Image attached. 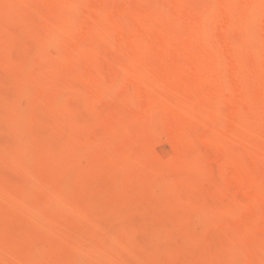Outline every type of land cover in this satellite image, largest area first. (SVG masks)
Returning <instances> with one entry per match:
<instances>
[{"label":"bare ground","instance_id":"6f19581e","mask_svg":"<svg viewBox=\"0 0 264 264\" xmlns=\"http://www.w3.org/2000/svg\"><path fill=\"white\" fill-rule=\"evenodd\" d=\"M75 1L74 0H0V26L2 27V30L0 32V52H4V53L10 52L11 55L16 57V59L18 60L22 58L23 55L25 56L27 54L26 51L30 50L31 48L33 47L41 48L42 46H44L46 43H48L50 38L52 39L58 33H62V31L65 28L68 29L67 27L70 26L69 24L72 22L71 20L75 21L76 17L77 19L78 17L79 18L81 17L80 15L83 13L80 11V9L83 6H79L80 8L79 9L78 7H76L78 6L77 2L79 0L77 2ZM125 1L126 0H121V1L110 0L109 2V0H107L106 2L105 0L102 2L100 0L96 2V0H93V3H91L92 2L91 1L90 4L88 5L87 3H85L87 6L83 4L85 5L84 6L85 9L83 11L87 10L89 14L91 13L92 14V17L90 14L91 18H94V16L96 19L102 18L103 25L101 27H99L100 26L99 25L98 28L94 27L93 29L92 28L88 29L85 27L83 28L82 26L80 27L81 24L80 25L77 24L80 28L77 26L76 29L75 28L73 29L76 23H74L75 25L73 24V26L71 25L70 28H72L74 31L78 29L77 32L75 31L76 34H74L73 36V38L74 37L75 38L73 40L70 39L68 44H64L66 43L64 42L63 43V45H65L64 49H63L64 46H62L61 44L62 42L60 43L61 44L60 46L59 45L56 46L57 51L53 55V58L48 66L46 65H45L46 67L37 66V69L35 67L36 70L33 71L32 69L34 68H32L30 71L24 70L19 64H15L11 69H6V71H4V69L1 70L0 68L1 71L0 83L1 85H4V88L1 87L0 85V93H2L0 94V120L2 117L4 120L13 114L15 115V117L16 115L17 116L19 115L21 118L23 108L24 111L25 109H27L26 106L24 107V105L27 104V100L24 97L25 95H27V92H25V90L26 91L28 90L26 89V87L25 90L23 89L17 90L18 88L15 87V85H18L19 78L21 75H23L22 79L24 80L23 78L25 77L24 74L30 72L29 76L26 74V77L27 76L30 77L29 79H27L28 82L31 83L36 79H43L46 82V85L38 94H36L34 100L32 99L31 103L28 102L27 107H31V110L33 112H32V116L29 117V120L26 121L27 125L26 123L24 124L26 125L25 128H27L28 126L30 127H28V130L25 129L26 131H22V129L21 130L17 129L18 131H16V128L10 129L11 131L8 130L9 132L7 131V133L9 134L11 133L13 134L10 136H8L9 134H7V138L11 137L4 141L6 142L7 140H9L7 143L4 142L0 143L1 146L2 144H7L8 146L6 148V151L8 150V153L5 151L7 153L6 155H4L5 154L4 151H1V146H0V151H1L0 159H2V157L4 158V156L9 157V155L12 154L11 151L13 150V146L15 144H18L22 141H26L35 137L39 138L41 133L36 132L38 135L37 136L35 134V130L38 129L36 128H45L46 130H48L50 135L49 139H51L52 135L54 134L56 135L62 134V136L64 137L63 140L65 142H72L74 136L75 138H77L79 136H83L91 133L92 135H95L96 132H97L96 135L98 136L99 135L98 130L95 131V129L100 128L99 132L101 129H102L101 132H104V134L100 133L103 135V138L102 137L101 138L105 139V141H112L115 140L114 134L117 136V139L120 140L122 136H125L128 133L136 132L137 126L139 125V123L136 122V120L139 118V116L146 117L151 114V118H150L151 120L149 119L150 123L148 122L149 120L147 119L146 120L147 122H145L147 123L145 126L146 129L144 128V126H142L143 130L145 129L147 130V132L150 131V133L154 131L164 130L165 132H168V134L169 133L170 135L172 134L173 135L172 138L174 137L175 139L174 140L175 144L174 143L172 144H174L175 146L172 144L171 145L174 147H171L169 144L168 145L169 147L167 146L166 148H164V150L161 149L159 152L160 154H158L157 151L149 150L146 146L128 145L126 148L124 147L122 151L103 153L100 155L98 162L96 163L89 162L86 163V165L83 167L72 168L71 170L69 169L67 175L72 180V186H78L83 181H87V180H94L96 181L98 186H101L104 184L103 182L106 177H109L112 180L117 179L116 169L118 163L120 162L119 161L120 159H126V160H130L131 158L147 159L153 153L157 158L158 155L159 157L167 158L169 155L171 156V153L177 152L178 155L172 154L173 157L171 158L169 156L170 164L172 165L171 169L167 167H161L150 178H147L148 176H145L146 178L144 177V179H140V180L138 179L137 182V186L149 185L153 188L163 190V192L160 193L161 197L159 196V201L155 205L150 206L149 208L143 210L149 216L152 215L153 210L158 208V206L162 205L167 200L169 201L171 199L173 200L174 195L176 198L177 194H175V192H177L178 190L175 191L177 188L175 186L173 187V185L177 186L178 183L181 187L185 189L187 188L190 192L193 193L192 198L186 200L188 207L185 206V208L186 209L188 208V210L184 208L185 210L182 211L181 213L182 204L180 203L182 199L179 197V200L181 199V201L175 200V203H178L177 201H179L180 205L178 206H176V204L174 205L175 207L180 206L181 208L179 207V209L181 210L178 211L176 209L177 211L176 210L173 211L171 209L172 212L171 213L167 212L168 214L166 216L167 217L166 219H163L162 217L158 216V218H162V224L161 225L159 224L160 228H158L159 232L158 230L156 231V235L158 239H160L161 236L162 239L160 241H162L163 239L165 240V238H163L164 235L162 231H167V234L169 233L173 234L176 232V238H177V239L172 238V241H170L171 239L169 238L170 234L169 236L166 235L165 237H168L169 238L168 240L170 242L166 238L165 241L166 243L163 244L162 247L164 245L168 246L169 243H172L170 245L174 247L173 245L177 243L176 241L178 240V238L181 239L183 236L192 235L193 218L194 219L198 218L200 215H204V214L206 215L207 213L218 215L221 213L234 212V210L238 206L242 205L246 199L248 198L251 199L250 196L251 192L248 189L250 186H252V184H254L262 189V200L259 201L258 204H254L251 207V209L248 211L247 215H244V217L240 218L236 222V224L233 225V223H230L231 226L229 227V229H227L230 231V233H237L240 236L239 238H235V239L228 238L230 242L228 243L225 242L224 244L226 243L227 244L226 246L223 247L220 244L221 240L224 239L221 238V233H223V231L219 233L220 230L218 231V229L210 228L209 233L204 232L198 236L196 243L193 245L194 247L190 246V249L189 248L188 250L186 249L187 251H184L185 250L184 249L183 251L185 253L184 259L186 258V256H187L186 260L191 259V261L189 260L187 261L188 264H193L194 259L197 258V256H199L201 253L203 254L204 252L206 253L209 252V254H212L216 250H218L217 248L220 247H221L220 249L224 250V252L228 250H232L234 248L244 249L245 251L250 252L252 254L253 256L252 258H255V259L251 258V261L255 260L254 264H264V256L263 257L261 256V252L264 249V165H262V163L261 164L258 163L259 165H262V166H258L255 161L250 159L251 156H254L253 153H256L255 155H257L258 157L262 155L260 157H263L264 159V129H261V124L264 123V116L258 114L256 112V108H254L255 103L260 101L264 102V46L262 45V41L264 40V8H262L264 7V0H231V2L230 0H228L230 3L225 2L226 0L222 3L221 0L222 5H220V2L216 0L215 1L216 3H213L214 6L213 4H211L212 8L211 5H209L210 8L208 9V11L205 12V15L204 13L202 16L196 15L195 17H197V19H195L194 17L195 25L201 26L202 29L204 27L210 26L211 24H215L220 26L224 30V33L221 35V37L219 38V42L216 45L219 58L221 59V63L217 67L184 66L182 64V62H184L185 60L193 58L197 50L200 48V43L196 39L193 33V30L196 28V26L194 29L192 28L193 30L189 27L188 29H191L189 32L186 28H185L186 30H183L184 27L183 29H181L182 25L180 26V24H177L180 27L175 24L174 26L176 28L171 31L169 30L170 28L172 29V25H171L170 28H168L167 30L169 33L166 32L157 38L156 36H153V38H151L150 36L152 35H149V32L146 27L145 28L142 27L143 30H141V32L139 28H138L139 32L138 30H131V31L124 30V32L126 31L125 33L121 31L120 34L117 33L114 35H113L114 32H110V30H112L121 23L122 19L130 18V15L134 12L135 13L139 12L140 14L143 15V16L141 15L143 18L147 17L156 23H163L167 21V23L165 22L164 24L169 25L168 23L169 21L176 22L177 18L181 14L189 12L188 10L192 3L197 1L200 2L202 0H153V1L141 0L137 2L136 0H134V2L132 1L133 3H131V0H128L126 2ZM209 2L211 1L209 0ZM209 2H207L206 0L205 3H209ZM212 2H214V0ZM4 9L6 10V12L3 14V12L5 11ZM246 12L248 13L253 12L252 17L243 19L244 21H241V19L239 20V16H240L239 14ZM87 13L85 14L88 15ZM2 15L5 17H3ZM250 15L251 14H249V16ZM73 17L75 19H72ZM234 19H236L235 22ZM22 37L24 38L23 41H25L24 42L25 44L21 40L23 39ZM91 45L92 47L90 48ZM237 45H238V49H237ZM94 46L96 47V51ZM56 47L54 51L56 50ZM233 47L235 48L233 49ZM85 49H87L86 52L84 51ZM88 50L90 51L87 52ZM23 52L24 54L22 55ZM79 52L81 54L89 53L90 54L89 56L93 58L84 55L83 59L85 57H88L86 59L90 58L88 60L89 62L86 59H84L87 63L85 62V64H83L84 62L83 60H81L82 62L79 61L81 64H78L77 57L78 55L79 56L81 55L79 54ZM225 59H227L228 61ZM77 64L79 66H77ZM225 66H229L228 69L230 70L235 68H241V69L243 68V69H247V70L250 69L255 71V73H253L255 75H253L252 81H246L242 85V92L238 94V96H236L237 95L236 91L239 87L229 77L228 75L229 70L227 71ZM77 67L80 69L79 71L82 70L80 81L72 80L74 78L71 79L72 77L71 73L73 72L74 74L75 71L77 72L78 71ZM2 72L6 74L5 75L6 77L2 74ZM213 72L218 73L219 76H221L223 83L217 89V91H215L211 95H207L200 88L195 86L194 81L197 77L205 73H213ZM74 75L76 77V74ZM129 75L134 76L133 77L134 79L136 78L135 79L136 83H133L128 87V84L125 83V81L123 80L125 79V77ZM7 76L8 78L10 77V79H7ZM129 79H125V80L128 81ZM3 80H4L3 82L4 84L2 83ZM7 80L10 81L12 80L10 82L11 85ZM59 80L60 81L62 80L63 82L64 80H66L65 86L66 85L67 86L64 87V85H62L63 87L62 88L57 83ZM15 82L18 83L16 84ZM122 82L125 83L127 86L125 87L124 86L125 84L123 85ZM132 82L134 81L132 80ZM54 83L58 84V86H56ZM7 84L10 86L5 87V85L7 86ZM81 84L85 86H87L88 84H93V85L102 84L107 86L123 85V87H125L126 89L122 87L123 90V92H121L122 94L120 93L118 100L116 98H115L116 100L111 99L112 102L110 100L108 101L107 98L109 96H107V98L99 97V98H94L93 100L91 99V101H87L89 99L84 101L83 99L86 98H83L84 96L81 94V91L85 87L83 88ZM12 85H14L15 89L11 90L9 88L13 87ZM158 86L169 89L171 91V94L166 97L156 98L152 104L147 105L146 103L145 104L138 103V101L141 102L143 101V99L146 100L147 97H150L155 92ZM21 87L23 88L24 86ZM2 88L5 89V91L7 88V90H9L10 92L6 91V93L7 94L9 93V95L13 93L12 91H14L13 94L18 92L16 95H14L15 97L11 95V97H13L15 101L13 100L12 102V99L10 98L8 99L9 96L7 97V95H5L6 93L4 94L5 91H3ZM78 89H80L81 91L79 90L80 95L77 97L74 95V93H71V90L75 92ZM223 94H226L228 97L230 112L235 115V119L232 122H229L224 125L226 129L224 128L225 130H223V134L221 136L219 135L217 137V135H214L215 138H213L208 136L206 133L209 132L214 126L221 123L222 119H221V112L215 105L212 104V99L216 96H221ZM136 96L138 99L136 98ZM139 98L141 100H139ZM134 99H136V102ZM24 100H26V102ZM133 101H134L133 105L135 103H138V106L135 107L133 106L131 108H135L136 110V108L139 107L138 110L131 112L132 113L131 117L128 116L129 114L125 115L126 119L124 118L123 120L122 118V120L118 123V120H120L119 118H121L122 114L118 112L117 108H119L120 106H121L120 108L124 107L125 106L124 104L129 105ZM84 102H88V103L84 104ZM120 103H123L124 106L122 104L120 105ZM107 105L111 107V110L112 108L115 107L113 109L115 113L112 112L114 113L113 116H115V120H112L114 119V117H112L109 114L110 115L109 119L106 118L107 115L105 117L100 116L99 123H97L98 119L96 118H98V116L102 114H99L97 112L96 115L98 116H96L95 111L93 109L95 107L103 108L104 106ZM117 105L118 107H116ZM92 106L94 108H92ZM105 108L106 107H104V109ZM104 109H102L101 112ZM121 111L123 110L121 109ZM69 112L71 113L73 112V114L71 113L69 114ZM63 113L64 115H68V116L70 115L72 117V120L71 117L70 118L68 117L69 122L68 121L67 122L69 124L65 125V123L67 124V122H65L62 126V124L56 123L55 119L62 116ZM118 113L120 114V116L117 118ZM166 115L175 116L184 119L187 122V125H182L180 123H177L171 126L162 127L159 125L160 124L159 121H161L160 117ZM19 116L16 118H19ZM126 116H128L129 118H127ZM47 118L49 121L46 120ZM101 118H105L104 120H107V123H109L107 124L105 123L106 121L104 122L103 120V122L106 124L105 126H103L104 123L102 125L105 128V130L101 128L102 126L100 127V121L102 124ZM110 119L112 120L111 122L113 124L112 128L110 127L111 125L110 122L108 121ZM118 124H119L118 127L119 130H117L116 132L115 131L116 129L114 130L113 128ZM96 125H98L99 127ZM106 129L108 130L106 131ZM2 132L3 130H1V133ZM147 132L143 134L146 136V134H149ZM198 133L204 134L203 135L204 138L202 142L198 144L197 143L193 144L188 142L183 144L180 143L181 137L183 135H186L190 140L192 139L194 140L195 136ZM10 140H11V144H10ZM239 141L241 143H239ZM233 142L236 143L233 144ZM4 147L5 145L2 147L3 150H5ZM203 147L207 148V151ZM213 149H221L232 153L233 159L219 166L220 169L223 171V175H225L224 178H217V179L215 178L212 181L211 177L208 178L204 177V179L201 180L200 179L201 176L199 175L200 171L198 169H196L193 172L189 171L187 174L184 175L177 174L176 169L177 170L180 168L191 169L194 162H196L197 164L203 161L206 162L207 154L205 153H208V150L212 151ZM211 151L209 153H211ZM48 153L50 156L45 158L43 161H41L39 165L37 163V167L33 166L32 168L28 169V171L31 170L30 173L34 170L31 174L34 176L32 178H34L35 180H44L56 176L55 163L59 161L61 156L58 154H54L52 150H49ZM209 153L208 156L210 155ZM258 153H260V155ZM207 162L209 161L207 160ZM107 163L112 164L110 165L111 167L108 170H106L104 167ZM214 166L216 167L215 163L213 164V167ZM182 176H186V177L183 179ZM6 179L0 178V191L3 190L2 192L4 193V195L6 194L10 195L12 189H15L14 185L17 183L12 184L10 179L7 180L10 181L11 183L8 182ZM61 179L62 181L65 180V178H61ZM22 181H18V184L16 185V187L18 186L17 188H19L22 191H20L21 192L19 194L20 197L16 195L17 198L15 197V200L17 199V201H19L21 205L22 204L25 205V203L29 205L28 200L32 198V194L30 193L29 188L26 187L28 185L27 184L24 185V179H22ZM25 182L27 183L26 179ZM175 182L177 183L175 184ZM22 185H24V187ZM134 185H135V179L128 182L129 189L131 187H134ZM20 186H22L23 188H20ZM189 187H191L192 189ZM19 189H17L16 191H19ZM183 190H181V192ZM195 190H197L204 199L198 201L197 193L195 192ZM213 190H221L222 193L224 192L225 193L223 194V197L219 200H210L208 199L209 197L206 199L205 195L208 194L205 193L208 191L211 192ZM185 192H183V194H185ZM3 193L0 195L2 196ZM18 193L19 192H17V194ZM183 194L180 196L186 197V195ZM178 196L179 195H177V198ZM185 197L184 200L186 199ZM24 205L22 206L25 207ZM111 206L112 207L109 208H111V212H113L116 209V205L113 204ZM11 207H13V205ZM69 209H70L69 210L70 218L78 216L79 214L82 213L81 204H72L70 205ZM107 213L108 212H105V214ZM147 214L145 218H142V216L139 215H136L137 218L136 217L132 218L133 216L131 217L120 216L119 218L121 219L118 220L119 223H116L117 224L116 226L113 220H115L117 217L111 215V213L109 214L111 216L105 215V217H108L107 220L108 219L112 220L113 218H115L111 221L114 224L113 227L108 228L109 226L108 224L107 228L101 229L102 227H105L104 226L105 224L104 223L99 224L100 223L99 221L96 224H99L98 226L100 227L102 226V227L101 228L99 227L100 232L98 231L97 228L93 229L96 232L93 231L92 233L90 231V233L93 234V235L91 234L93 237L91 235L87 237L88 234H85V232H81V236L80 234L79 236L77 234L76 235L77 238H74L70 241H66V243H64L60 248V261H61L60 263L74 264L73 261L74 257L80 255L81 253L84 254L88 252L91 255V258L93 257L92 259L96 260L93 262L95 264H98L100 261H102V259H105L104 251L107 250L109 245L112 246L113 243L117 244L119 239H121V237H123L125 234L127 235L128 227L130 225L137 224L138 220H140V217L142 218L141 219L142 221L145 220L147 221L148 220L147 217H149ZM53 216L55 215H52L50 218H54ZM181 217H183V219ZM56 218L57 217H55L54 220L53 219L49 220L48 225H46L44 228L41 226L42 225L41 223L40 226H35V228L33 227L34 229L32 230L33 225H31V229L30 228L28 229L31 230V232L33 231V233L29 232V230L27 229V225L29 223L26 224L27 230L25 229V231L29 232V234L31 233L33 235V238L30 239V237H32L31 234L29 237L30 240L26 239L28 237L25 238L24 236L23 239H26L25 241L27 242L22 241L24 245L21 244L22 246H20V248L19 249L17 248L16 250L26 254H32L33 252L38 251V249H40L43 243H45L47 240H50L52 238L53 236L52 233L54 232V230L57 231V229H60L59 227L64 224V222L63 223L60 222L61 220H58V218L57 221ZM180 218L182 219L181 220L182 223H180L181 222ZM37 219H39V217ZM22 222L23 221L21 220L16 222H12V221L2 222L0 224V231H3V233L7 235L16 234L20 228L21 229L19 231L22 230L23 227ZM45 222H47V220ZM11 223H13V225H11ZM14 223L15 225L19 224L18 226L19 228L16 226L14 227ZM4 226H8V228L6 230H3L2 228ZM98 226L96 225V227ZM16 229L18 230L15 233ZM139 229H136L137 232L135 230L136 234L132 233L133 238L131 240L133 242L137 241V244L141 245V251L146 254L148 253L149 248L147 246V250H146L147 243L145 245H142L143 243L142 244L140 243V238L143 239L142 238L143 235L140 236L138 235V233L142 232L143 230L140 229L139 231ZM25 231H23V233ZM94 232L96 233V235ZM23 233H19V235L22 236ZM55 233L57 234V232ZM153 233L155 234V231ZM225 240L227 241V238ZM170 245L169 247L172 248ZM164 248H166V246H164ZM178 257L180 256L178 255ZM165 258L168 259L166 255ZM224 263L227 264L226 262ZM250 264H253V262Z\"/></svg>","mask_w":264,"mask_h":264},{"label":"rangeland","instance_id":"374dc122","mask_svg":"<svg viewBox=\"0 0 264 264\" xmlns=\"http://www.w3.org/2000/svg\"><path fill=\"white\" fill-rule=\"evenodd\" d=\"M77 1H75V2H77ZM97 1H100V0H96V2ZM101 1L103 2L105 0H101ZM126 1H128V0H126ZM132 1L134 2V0H131V3H133ZM137 1H141V0H136V2ZM204 1L206 2V0H204ZM204 1L202 0L200 2L197 1V2L192 3L189 7V10H188L189 12L181 14L176 20L177 23L175 21L174 22L169 21L168 22L169 25L164 24L165 22L167 23V21H165L163 23H156L147 17L143 18L142 17L143 15L140 14L139 12H137V13L134 12L135 14L132 13L130 15V18H124V19H122L121 23L119 25H117L115 28H113V29L110 28V29H112V30H110V32H114L113 35L117 34V33L120 34L121 31H123V33H125L126 31L124 32V30H127V31L128 30H130V31L131 30H138V32H139V29H140V32H141V30H143V28L146 27L148 32H149V35H152L150 37L153 38V36H156V38H157L166 32L169 33L167 30H168V28H170L171 25H172V29L170 28L169 30L172 31L173 29H175L176 28L174 26L175 24L176 25L180 24V26L182 25L181 29H183V27H184L183 30L187 29L190 32V30L192 28L194 29L196 26L194 23V20L197 19V17H195V16L196 15L202 16L203 13L205 15V12L208 11V9L210 8L209 5L216 3L215 2L216 0H214V2H212L213 0H210L212 3L209 2V0H207V2H209L210 4L205 3ZM218 1L220 2V5H222L221 0H218ZM224 1L225 0H222V3ZM78 2H77L78 6H76V5L75 6L78 8H79V6H83L81 9L80 8L79 9L84 14V16H83V14H81V15L79 14L81 16L80 17L81 20L79 17H78V19L76 17L77 21L73 17L72 19H75V21L71 20L72 22L71 21L70 22L72 24L69 22L70 23L69 25L73 26V24L76 23V25L74 24L75 26L73 27V29L74 28L76 29L77 26L80 24H81L80 27L82 26L83 28L85 27L88 29L89 28L93 29L94 27L98 28L99 25H100L99 27H101L103 25L102 18L96 19L95 16H94V18H91L92 17L91 13H90L91 14V17H90V14L87 10L86 11L88 13L86 11H83L85 9V7H84L86 5L85 3H87V5H88V4H90V2L93 3V0H81V2L79 0ZM106 2H107V0H106ZM109 2H110V0H109ZM225 2H229V1L226 0ZM230 2H231V0H230ZM121 3H123V2H121ZM148 3H149V1H148ZM233 3H234V1H233ZM83 4H85V5H83ZM153 6H155V5H153ZM213 6H214V4H213ZM217 6H218V4H217ZM211 8H212V5H211ZM262 8H264V7H262ZM258 9H259V6H258ZM5 12H6V10L3 12V14ZM85 13H87L88 15H86ZM249 14H251V15L249 16ZM252 14H253V12L241 13V14H239L240 15L239 20L241 19V21H244L243 19L252 17ZM227 16H229V15H227ZM3 17H5V16H3ZM194 17H195V19H194ZM237 19H238V16H237ZM79 20H80V22H79ZM235 20L236 19H234V22H235ZM247 20H249V19H247ZM170 23H172V24H170ZM193 23H194V25H193ZM70 26L67 27L68 29L65 28L66 31L64 29L63 30L64 32L62 31V33H58L57 35H55L54 38H52V39L50 38L48 43H46L41 48H39V47L34 48L33 47L30 50L26 51L27 54L25 56L23 55L24 54V52H23L22 53L23 57L18 59V60L16 59V57L12 56L10 52L9 53L0 52V68H1V70L4 69V71H6V69H11L15 64H19L22 67V69L29 70V71L32 68H34V69H32V71L36 70L37 66H39V67L40 66H44V67L48 66L49 63L51 62L52 58H53V55L57 51L56 46H58V45L60 46L62 44V46H64L63 47V49H64L65 45H63V43L66 42L64 44H68L70 39L73 40L75 38V37L73 38V36H74V34H76L75 31L77 32L78 29L74 31L72 28H70ZM177 26H179V25H177ZM189 27L191 29H188ZM198 27H200L201 29ZM196 28H197V30H196ZM196 28L194 29L195 31L193 29L192 30H193V33H194L196 39L200 43V48L197 50V52L193 58L185 60L184 62H182V64L184 66H210V67L219 66L221 63V59L219 58V54H218L216 45L219 42V38L224 33V30L220 26L215 25V24H211L210 26L204 27L203 29L201 26H196ZM1 30H2V27L0 26V32H1ZM134 32H137V31H134ZM191 33H192V31H191ZM21 40L23 41L24 38ZM24 42L25 41H23V43ZM262 45L264 46V40L262 41ZM55 47H56V50L54 51ZM91 47H92V45L90 46V48ZM234 48L235 47H233V49ZM87 49H88V47H87ZM87 49H85L84 51L86 52ZM237 49H238V45H237ZM90 50H88L87 52H89ZM22 51H23V49H22ZM95 51H96V47H95ZM79 54H81V53L79 52ZM84 55L89 56L90 54L89 53H87V54L83 53L80 56L78 55V57H77L78 64H81L79 62L81 60H83V62H84L83 64H85L86 61L84 59H86L88 57H85L83 59ZM89 57L93 58L91 56H89ZM89 59H86V60L88 61ZM225 60H227V59H225ZM78 64H77V66H79ZM82 65H80V66H82ZM35 67H36V69H35ZM225 68L227 71L229 70V72H228L229 77L239 87L236 91L237 95L235 94L236 96H238V94H240L242 92V85L246 81H252V77H253V75H255L253 73H255V71L250 70V69L247 70V69H243V68L242 69L241 68H235V69L230 70V69H228L229 66H225ZM79 70L80 69L78 68V71L77 72L75 71V73H74V74H76V77L73 74V72L71 73V76H72L71 79L74 78L72 80L80 81L82 70L81 71H79ZM29 73H26V74L29 76ZM2 74L4 76L6 75L3 72H2ZM26 74H24V76H25V77H23L24 80L22 79L23 75L20 76L19 83H21V84H19L18 82H15L16 84L18 83V85H15L14 83L13 84L15 85V87L18 88L17 90H19V89L25 90V87L28 90V91L25 90V92H27V95H25V97H24L27 100V104H25L24 107L26 106L27 109H25V111H24V108H23L21 118L19 115H18L19 118H16L18 116L16 115V117H15L14 114H13L14 116L13 115H10L9 117L7 116L8 118H6L4 120H3V117L1 118V120H0V133H1V130H3V132L0 134V143L1 142L3 143L6 139L11 138V137L7 138V134H9V133H7V131L8 130L11 131L10 129L16 128V131L21 130V129H22V131H26L25 129L28 130V127H30V126L25 128L27 125L26 121L29 120V117L32 116V112H33L31 110V107H27L28 102L31 103L32 99L34 100V97L36 96V94H38L46 85V82L43 79H36L35 81H33L31 83L28 82L27 79H29L30 77H28V76L26 77ZM0 75H1V71H0ZM129 76L125 77V79H129L131 77L132 78L129 79L128 81L125 79L123 80V81H125V83L128 84V87L130 85H132L133 83H136V81H135L136 78L134 79L133 78L134 76H131V75H129ZM58 78H60V77H58ZM7 79H10V77L8 78V76H7ZM76 79H78V80H76ZM132 80L134 82H132ZM7 81L10 84V82L12 80L11 81L7 80ZM61 81L59 80L58 82L57 81L56 82L61 87H62V85H64V87H66L67 86V85L65 86L66 80H64V82L62 81L63 83ZM3 82H4V80L2 81V83ZM24 82H26V83H24ZM125 83H123V85ZM222 83H223V80H222L221 76H219V74L215 73V72L205 73V74L197 77L194 81L195 86L200 88L207 95H211L215 91H217V89L222 85ZM54 84L56 86H58V84H56V83H54ZM0 85H1V83H0ZM10 85L7 84V86L5 85V87H8ZM14 85H12L13 87H10L9 89H11V90L15 89ZM81 85L83 88L85 87L82 91L80 90L81 89L80 88L75 92L73 90H71V93H74V95L78 97L80 95V91H81V94L84 96L83 98H86V99H83L84 101H86L87 99H89L87 101H91V99L93 100L94 98H99V97L100 98H103V97L107 98V96H109L107 98L108 101L109 100L111 101V99H115V98L118 100L120 93L123 92V90H122L123 85H120V86L119 85L107 86V85H102V84H95V85L88 84L87 86H85L83 84H81ZM21 86H24V87L22 88ZM124 86L126 87L127 85L125 84ZM1 87L4 88V85H1ZM125 87H123V88H125ZM3 91H5V89H3ZM6 91L10 92L9 90H7V88H6ZM6 91L4 92V94L6 93ZM12 92L14 93V91H12ZM13 93H11V95L14 96L18 92L15 94H13ZM0 94H2V93H0ZM170 94H171V91L169 89H167L165 87L158 86L157 89L155 90V92L150 97H147L146 100L143 99V101H141V102H139L138 100L137 101L139 104H141V103L145 104L146 103L148 105V104H152L156 98L166 97V96H169ZM5 95H7V97L9 96L8 99L9 98L12 99V102H13V100L15 101V99L13 97H11V95H9V93L8 94L6 93ZM91 97H93V98H91ZM136 98H137V96H136ZM26 100H24V101L26 102ZM134 100L136 102V99H134ZM139 100H141V99L139 98ZM85 103H88V102H84V104ZM133 103H134V101L131 103L132 105L129 104L130 106L128 104H124L127 107L129 106L128 109H127V107H125L123 105V103H120V105L122 104L124 107L120 108L121 107L120 106L119 107L120 111H119V108H117L118 112L122 114L121 118H119L120 120L117 119L118 123L122 120V118L124 120L125 115L129 114L128 116L131 117V114H132L131 112L138 110L139 107L136 108V110H135V108H131L133 106L134 107L138 106V103H135L134 105H133ZM212 104L215 105L220 110L221 119H222L221 123L217 124L209 132L206 133L208 136L215 138L214 135H217V137H218L219 135L221 136L223 134V130L226 129L224 127V125L229 123V122H232L235 119V115L230 112V106H229L228 97L226 94L214 97L212 99ZM140 106H143V105H140ZM104 107H106V108L104 109ZM104 107L103 108H99V107L94 108L92 106V108H94L93 110L95 111V115L97 114V112L99 114L104 115V116L96 115V116H98V118H96V119H98L97 123H99L100 116L105 117L107 115L106 118L109 119L110 115H111L112 117H114V119H112V120H115V116H113L115 113L113 109L115 107L112 108L113 111L111 110V107L109 105L104 106ZM116 107H118V105ZM28 108H30V109H28ZM254 108H256V112L258 114H261L262 116H264V102L263 101L255 103ZM102 109H104V110L101 112ZM121 109L123 111H121ZM69 111H72V110H69ZM112 112H114V113H112ZM70 113L71 112H69V114ZM119 113H118L117 118L120 116ZM71 114H73V112ZM63 115H64V113L62 114V116L55 119V122L58 124H62V126L65 122H67L69 120L68 117L69 118L71 117L70 115L69 116L68 115L63 116ZM74 115H75V113H74ZM123 115H124V117H123ZM11 116H13V117H11ZM128 116H126V117L129 118ZM137 118H138V116H137ZM150 118H151V114L146 116V117L139 116V118L137 119L138 121L136 120V122L139 123V125L137 123L138 126H137L136 132L126 134L125 136H122L120 140H118L117 136L114 134L115 140H112V141H105V139H102L103 138L102 134H104V132H101L102 129L99 132L100 128H98V129L96 128V126H98V125L95 126V128H96L95 131L98 130V134H99L98 136L96 135L97 132L95 133V135H92V133L90 132L91 134H86L83 136H79L77 138H75V136H74V139L72 142H65L63 140L64 137L62 136V134H57V135L54 134L55 136L52 135V138L49 139L50 135H49L48 130H46L45 128H36L38 130H35V134L37 135L36 132L41 133L39 138L35 137V138L29 139L26 141H22L18 144H15L13 146V150L11 151L12 154H10V155L8 154L9 157L4 156V158H3L1 156L2 159H0V178L10 179L12 184L13 183L18 184V181H22V179H24V185L25 184L28 185L26 187L29 188V191L32 194V198H30V200H28L29 205H27L26 203H25V205L22 204L26 207V209H25V207H23L20 204V202L17 201V199L15 200V197L16 198H17V196L20 197L19 194L21 193L20 191H22L19 188H17L18 186L16 187L17 184L14 185L15 189H12L10 195H7V194L4 195V193L2 192L3 190H1L0 194L3 193V195L2 196L0 195V224L2 222H11V221L16 222V221L21 220L25 223L24 224L22 222V224H23L22 230L23 231H25L26 224H28V223L29 224L27 225V229L28 228L31 229V225H33L32 226V230H33L35 228V226H40L41 223H42L41 226L44 228L46 225H48V221L52 220V219L54 220L55 217H57L58 220H61L60 222H62V223L64 222V224L62 226H60L59 227L60 229H57V231L54 230V232L52 234L55 237L52 236V238L50 240H47L45 243H43L41 245V247H40V249H38V251H35L32 254L22 253L20 251H17L16 249L17 248L19 249L20 246H22L21 244L24 245V243H22V241H25L26 239L30 240L33 238V235L31 234V233H33V231L31 232V230L28 229L29 232H31L30 234L32 235V237H30L29 232L25 231L27 233V236H26L25 232L23 233L22 230H21L22 232L19 231L21 228L19 230L16 229L15 233L18 230L17 233L11 234V235H7V234L3 233V231H0V237H1L0 238V264H62V263H60L61 262L60 261V248L64 243H66V241H70L74 238H77L76 237L77 234H78V236H79V234L81 236V232H85V234H88L87 237H89L93 233V231H95L93 229H96V228L100 232L99 229L102 226L100 227L98 225L101 223L105 224V225L103 224L105 227H102L101 229L107 228L108 224L110 226V227L108 226V228L113 227L114 224L116 226L117 225L116 223H119L118 220L121 219V218H119L120 216H124V217L133 216L132 218H134V217H136V215H139V216H142V218H145L147 213H145L143 210L149 208L150 206L155 205L159 201V196L161 195L160 193H162L163 190L153 188L149 185L148 186H146V185L145 186H142V185L137 186L138 179L139 180L144 179L145 176H148L147 178H150L161 167H167V168L171 169L172 165L170 164V158L173 157L172 154L178 155L177 152L171 153V156L169 155L170 158L168 155H165V156H168L167 158L159 157V155L157 158L153 153L147 159H145V158L144 159L131 158L130 160L120 159L119 160L120 162L118 163L117 169H116L117 170V179L112 180L111 178L106 177L104 182H103L104 184L102 183L103 185H101V183H100L101 186H98L96 181H94V180L83 181L78 186H72V180L70 177H68L67 172L69 171V169L71 170L72 168L83 167L86 165V163H89V162L96 163V162H98V159H99L101 154L107 153V152L122 151L124 149V147L126 148L128 145L146 146L149 150L157 151L158 154H160L159 152L161 149L164 150V148H166L169 144L171 147H174L175 146L174 145L175 139H174V137L172 138V136H173L172 134L170 135V133L168 134V132H165L164 130L154 131L151 133H150V131L147 132V130H145L146 129L145 126L147 124L145 122H147L146 120L147 119L149 120ZM160 118H161V121H159V123H160L159 125L162 127L171 126V125L177 124V123H180L182 125H187V122L184 119H181V118H178L175 116L166 115V116H163ZM101 119H102V124L100 121V127L103 125V123L105 121H106L105 123H107V120H104L105 118H101ZM46 120L49 121L48 118ZM71 120H72V117H71ZM103 120H104V122H103ZM112 120L111 119L108 120L110 122L111 128L113 127V124L111 122ZM150 120L148 121L149 123H150ZM68 122H67V124L65 123V125H68L69 124ZM143 122L145 123V125ZM24 123H26V125ZM105 123L103 126L106 125ZM107 124H109V123H107ZM103 126L101 128H103L105 130V128ZM142 126H144V128H145L144 129L145 132H144ZM39 127H41V126H39ZM118 127H119V124L116 125L113 129L114 130L116 129L115 131L117 132V130H119ZM249 128H251V127H249ZM39 129H40V131H39ZM108 129H109V127H108ZM108 129H106V131ZM139 129H141V130H139ZM251 129H253V128H251ZM261 129H264V123L261 124ZM131 131H133V130H131ZM251 131H253V130H251ZM146 132L149 134H146V136H145L143 133H146ZM249 132H250V129H249ZM100 133H102V134H100ZM199 133L195 136V138L193 137L194 140L193 139L190 140L186 135H183L181 137L180 143L183 144V143L188 142V143H193V144L197 143L198 144V143L202 142V140L204 138L203 137L204 134H199ZM12 134L13 133L9 134L8 136H10ZM206 138H208V137H206ZM8 141L9 140H7L4 143H7ZM172 143H174V144H172ZM235 143L233 142V144H235ZM239 143H241V142L239 141ZM10 144H11V140H10ZM171 144L174 146H172ZM4 145H5V147H4L5 150H3V148H2ZM163 146H165V147H163ZM236 146H239V145H236ZM7 147H8L7 144H2L1 151L5 152ZM204 149L207 151V148H204ZM49 150H52L54 154H58L61 156L59 161L57 163H55L56 176L48 178V179H44V180H35L34 178H32L34 176L31 174L34 170L30 173L31 170L28 171V169L32 168L33 166L37 167V163L39 165V163H41V161H43L45 158L49 157L50 156L48 153ZM1 151H0V153H1ZM210 151L208 150V153ZM6 152L8 153V150ZM6 152H5V154L4 153L3 154L6 155L7 154ZM208 153H205V154H207V160L209 162H207V160H206V162L205 161L199 162V164L194 162L191 169L190 168L189 169L180 168L178 170L176 169L177 174L178 175H184V174H187L189 171L193 172L196 169H198L200 171L199 175L201 176V178H200L201 180L204 179V177L205 178L211 177L212 181L215 178L216 179L217 178H224L225 175H223V171L220 169L219 166L221 164L227 163L228 161L233 159L232 153L228 152V151L221 150V149H213L211 151V153H209L210 159H209ZM255 154L256 153H253L254 156H251L250 159L255 161L258 166L264 165V161H263L264 159H263V157H260L262 155H260V153H258L260 155L258 157ZM214 163L216 164V167L214 166L215 168L213 167ZM258 163H260V164L262 163V165H259ZM110 165H112V164L107 163L104 166L105 169L108 170L111 167ZM181 167H184V166H181ZM175 168H176V166H175ZM27 174H29V175H27ZM30 177H31V180H30ZM185 177L186 176H182L183 179ZM61 178H65V180L62 181ZM25 179L27 180V183L25 182ZM134 179H135V185H134V187H131L129 189L128 188V182L131 180H134ZM8 182H10V181H8ZM176 183L177 182H175V184ZM24 185H22V186L24 187ZM178 185H179L178 183H177V186L173 185V187L175 186L177 188L176 190L175 189L174 190L175 191L178 190L177 192H175V194L179 195L178 198H177V195H176V198L174 195L173 200L172 199L170 201L167 200L162 205L158 206V208L154 209L151 216H149L147 214L149 216V217H147L148 218L147 221L146 220L142 221L141 217H140V220L137 219L138 222L139 221L140 222L138 223L136 221L137 224L130 225L127 229L128 230L127 235L123 234L124 236L121 237V239H119L117 244L113 243L112 246L109 245V247H108L109 249L108 248H107V250L105 249L106 250V251H104L105 252L104 253L105 259H102L103 262L100 261L98 264H125V263H128V264L129 263H132V264L133 263L134 264H188L187 261L188 260L191 261V259L186 260L187 256L184 259V257H185L184 251H187L188 248L190 249V246H193L196 243V240H197L199 235H201L204 232L209 233L210 228L218 229V231L220 230L219 233L221 231H223V233H221V238H224V239H222V240L220 239L221 240L220 244L223 247L226 246V244L228 242H230L228 238L235 239V238L240 237L237 233H230V231L227 230L231 226L230 223H233V225L236 224V222L240 218L244 217V215H247L248 211L251 209V207L254 204H258L259 201L262 200V189L259 188L257 185L252 184V186H250L248 189L251 192V195L249 194L251 196V199H249V198L246 199L242 205L238 206L234 210V212L221 213L218 215L207 213L206 215L205 214L200 215L201 217L197 216L198 218H195V219L193 218V220H192V222H193L192 235L183 236L181 239L178 238L177 241L174 240L177 242L176 243L177 245L176 244L173 245L174 247H172V245H170L172 243H169L168 246L164 245V246H166V248H164V246L162 247V245L166 243L165 242L166 238H167V240L169 238H171L170 241H172V238L173 239L176 238V232L173 234H170L168 232L170 234V236H169V234H167V231H162V233L164 235L163 238H165V240L163 239L162 241H160L162 238L160 236V239H158V237L156 235V231L158 230V228H160V225L162 224V218L166 219L167 214L169 212L171 213L172 210L173 211H175L176 209L178 211L181 210V209H179L180 206L175 207L174 204H176V206L182 204L181 205L182 206L181 213H182V211H184L186 209L185 206L188 207L186 200L191 199L193 196V193L190 192L187 188L185 189V188L181 187L180 185L179 186ZM22 186H20V188H23ZM189 188H191V187H189ZM17 189H19V191H16ZM181 190H183V191L181 192ZM17 192H19V193L17 194ZM183 192H185V194H183ZM195 192L197 193V200L198 201L204 199L197 190H195ZM208 192H206V193L203 192V193L208 194V195H205V198L207 199L209 197L208 199H210V200H219L223 197V194L225 193V192L222 193L221 190H213L209 193ZM182 194L186 195V197L180 196ZM179 197L184 202H182L181 199L179 200ZM184 197L186 198L185 200H184ZM175 200H179V201H181V203L179 201H177L178 203H175ZM39 201L41 202V204ZM118 201H120V202H118ZM185 201H186L187 205L185 204ZM30 204H32V205H30ZM72 204H81L82 213L79 214L78 216L70 218L69 217V214H70L69 208H70V205H72ZM113 204L116 205V209L113 212H111V208H109V207H112L111 205H113ZM12 205H13V207H11ZM20 208L22 211L20 210ZM42 208H43V210H42ZM23 209H25V210H23ZM109 209H110V211H109ZM169 210H171V211H169ZM186 210H188V208ZM104 211L108 212V213L105 214ZM143 212H144L145 216H144ZM110 213H111V215H114L115 217H117L116 219L113 218L115 220L112 219L115 222L114 224H113V222H111L112 221L111 219L110 220L108 219L109 220L108 221L107 220L108 217H105V215L111 216V215H109ZM49 214H51V215H49ZM52 215H55V216H53L54 218H50ZM57 215H59V216H57ZM33 216H35V217H33ZM139 216H138V218H139ZM158 216H160L162 218H158ZM38 217H39V219H37ZM47 218H49V219H47ZM57 218H56V220H57ZM181 218L183 219V217H181ZM181 218H180V221L182 220ZM46 220H47V222H45ZM99 221H100V223L96 224ZM180 223H182V221ZM11 225H13V223H11ZM96 225L98 227H96ZM15 226L18 227L19 224L15 225V223H14V227ZM28 226H30V227H28ZM7 228H8V226H4L2 229L6 230ZM139 228L142 229L143 231L141 230L142 232H139L138 235H140V236L143 235L142 238L145 240L144 241L143 239L140 238V243L141 244L143 243L142 245H145L147 243L146 244V250H147V246L149 248L148 253H146V254L141 251V245H138L137 241L133 242L131 240L133 238L132 233L136 234V232H137L136 229H139ZM140 229H139V231H140ZM207 229H208V232H207ZM135 230H136V232H135ZM90 231L92 233H90ZM154 231H155V234L153 233ZM55 232H57V234ZM158 232H159V230H158ZM213 232H214V230H213ZM19 233H23V235L21 236V235H19ZM95 235H96V233H95ZM97 235H98V233H97ZM166 235H168L169 238L165 237ZM205 235H207V234H205ZM24 236H25V238L26 237H28V238L23 239ZM29 237H30V239H29ZM226 238H227V241L225 240ZM168 241H167V243H168ZM25 242H27V241H25ZM225 242H227V243L224 244ZM218 243H219V241H218ZM114 244H115V246H114ZM183 244H185V245H183ZM169 245L172 248H170ZM179 245H181L182 247ZM220 248H217L218 250H216L215 252L213 251L214 253H212V254H209V252H207V253L204 252L203 254L201 253L200 255L198 254L199 256H197V258L194 259L193 264H225L224 262H226L227 264H250L252 262H253V264L255 263L254 262L255 260L251 261V258L253 257L252 254L250 252L245 251L244 249L234 248L232 250H228V251L224 252V250H222ZM163 252H164V255H163ZM86 253H84V254L81 253L80 255H77L76 257H74L73 258L74 264H95L93 261H96V260H93L92 259L93 257L91 258V255L88 252H86ZM165 255H166V257H168V259L165 258ZM178 255L181 258L178 257ZM261 256L262 257L264 256V249L261 252ZM135 258H137V259H135ZM138 259L140 262L138 261ZM163 259L166 261L167 260H170V261L166 262ZM252 259H255V258H252ZM162 262H164V263H162Z\"/></svg>","mask_w":264,"mask_h":264}]
</instances>
